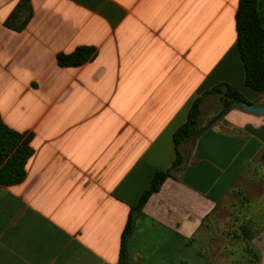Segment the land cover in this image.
Masks as SVG:
<instances>
[{
  "label": "crops",
  "instance_id": "crops-1",
  "mask_svg": "<svg viewBox=\"0 0 264 264\" xmlns=\"http://www.w3.org/2000/svg\"><path fill=\"white\" fill-rule=\"evenodd\" d=\"M20 1L0 0V117L34 154L24 182L0 183V264H119L130 211L172 167L194 101L229 84L264 103L245 84L240 0H30L28 21ZM81 47L95 50L86 64H58ZM229 105L218 115L204 102L183 169L136 221L128 264L245 255L231 234L264 215V116ZM238 193L251 209L237 221ZM253 244L264 264V231Z\"/></svg>",
  "mask_w": 264,
  "mask_h": 264
},
{
  "label": "trees",
  "instance_id": "trees-1",
  "mask_svg": "<svg viewBox=\"0 0 264 264\" xmlns=\"http://www.w3.org/2000/svg\"><path fill=\"white\" fill-rule=\"evenodd\" d=\"M26 10L31 17L30 0H21L16 8ZM14 11V12H15ZM13 15V14H12ZM8 20L7 24H10ZM237 48L245 68V84L253 92H264V0H240L236 13ZM95 50L89 47L76 49L72 54H60L58 64L63 68L81 67L92 59ZM208 99L214 100L217 114L220 115L222 107L234 103L241 110V104L249 102L234 87L229 84H220L199 96L192 104L186 123L174 134L176 158L172 167L165 172H157L149 189L142 196L139 204L132 208L126 228L122 235L119 264H128V241L136 228V221L142 217L144 207L150 198L159 193L165 182L173 177V172L183 169L185 156L181 151L184 144L196 141L198 125L202 117V106ZM222 120L224 117L221 118ZM34 151L30 145L29 137L20 134L5 125L0 117V183L4 186L21 184L26 179V166ZM240 204L234 205L232 216L240 220L250 211L249 198L237 194ZM264 214V213H263ZM213 215V214H212ZM259 226L254 219H248L238 229L232 232L234 243L240 241L246 245L245 255L240 257L238 264H260L262 255L253 244L254 239L264 231V215H258ZM210 217H206V222ZM202 247L200 254L207 257ZM230 254L231 259L238 252ZM243 261H242V260ZM234 261V259H232Z\"/></svg>",
  "mask_w": 264,
  "mask_h": 264
},
{
  "label": "water",
  "instance_id": "water-1",
  "mask_svg": "<svg viewBox=\"0 0 264 264\" xmlns=\"http://www.w3.org/2000/svg\"><path fill=\"white\" fill-rule=\"evenodd\" d=\"M232 105H235V102L231 103V105L227 106L226 109L224 110L225 112H223V113H226L227 110ZM241 107H242L243 111L246 113L264 116V103H262L261 100H257L253 104L243 103V104H241Z\"/></svg>",
  "mask_w": 264,
  "mask_h": 264
},
{
  "label": "rangeland",
  "instance_id": "rangeland-1",
  "mask_svg": "<svg viewBox=\"0 0 264 264\" xmlns=\"http://www.w3.org/2000/svg\"><path fill=\"white\" fill-rule=\"evenodd\" d=\"M230 212V210H227V212L225 213V216H226V214H228ZM227 225H225V227H226Z\"/></svg>",
  "mask_w": 264,
  "mask_h": 264
}]
</instances>
